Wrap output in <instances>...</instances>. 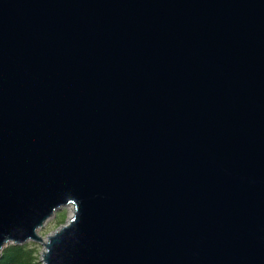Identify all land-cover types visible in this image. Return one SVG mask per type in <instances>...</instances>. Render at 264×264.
<instances>
[{
	"label": "water",
	"instance_id": "1",
	"mask_svg": "<svg viewBox=\"0 0 264 264\" xmlns=\"http://www.w3.org/2000/svg\"><path fill=\"white\" fill-rule=\"evenodd\" d=\"M28 242L264 264V0H0V259Z\"/></svg>",
	"mask_w": 264,
	"mask_h": 264
},
{
	"label": "trees",
	"instance_id": "2",
	"mask_svg": "<svg viewBox=\"0 0 264 264\" xmlns=\"http://www.w3.org/2000/svg\"><path fill=\"white\" fill-rule=\"evenodd\" d=\"M0 264H42L39 249L36 244L9 246L0 259Z\"/></svg>",
	"mask_w": 264,
	"mask_h": 264
},
{
	"label": "rangeland",
	"instance_id": "3",
	"mask_svg": "<svg viewBox=\"0 0 264 264\" xmlns=\"http://www.w3.org/2000/svg\"><path fill=\"white\" fill-rule=\"evenodd\" d=\"M72 208H63L62 210L58 211L55 213V216L52 217L50 220H48V222L46 223L45 227L40 230V234L46 238L47 235L55 232L60 226L64 225L67 223V221L72 217ZM29 243H33L36 244L39 252H40V256L41 253L44 250V247L41 244L35 243V242H28Z\"/></svg>",
	"mask_w": 264,
	"mask_h": 264
},
{
	"label": "bare ground",
	"instance_id": "4",
	"mask_svg": "<svg viewBox=\"0 0 264 264\" xmlns=\"http://www.w3.org/2000/svg\"><path fill=\"white\" fill-rule=\"evenodd\" d=\"M72 215H73V208H72Z\"/></svg>",
	"mask_w": 264,
	"mask_h": 264
}]
</instances>
